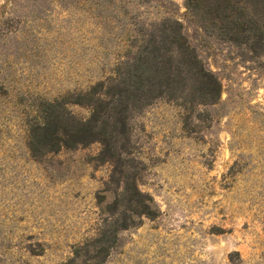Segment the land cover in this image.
Instances as JSON below:
<instances>
[{
  "label": "rangeland",
  "instance_id": "374dc122",
  "mask_svg": "<svg viewBox=\"0 0 264 264\" xmlns=\"http://www.w3.org/2000/svg\"><path fill=\"white\" fill-rule=\"evenodd\" d=\"M92 113L110 151L41 145ZM68 262L264 264V0H0V264Z\"/></svg>",
  "mask_w": 264,
  "mask_h": 264
},
{
  "label": "trees",
  "instance_id": "16d2710c",
  "mask_svg": "<svg viewBox=\"0 0 264 264\" xmlns=\"http://www.w3.org/2000/svg\"><path fill=\"white\" fill-rule=\"evenodd\" d=\"M181 55L183 59H186L185 56H189L188 61H184L181 59L180 63L182 65L184 64V65H187L188 67H193L194 65L198 64L197 58L193 54L191 55L190 53V55L188 54L186 55L185 52H183ZM157 64L154 66L155 68L153 70V75L155 76L157 81L154 85H151V86L156 88L157 93H158L157 96H159L163 93V88H165L166 85L173 86L176 82H178L181 76L179 74L180 73L179 71H177L176 73L167 74L166 72L167 64L165 63V61L162 60L158 62ZM142 67L143 66L138 65V64L133 65L134 81L132 80L130 83H128V85H126L127 87L125 89V92H127V96H125V99L135 98V94L141 91V86L143 83L142 79L145 76L144 71L142 72ZM191 74L193 75L194 82L198 86V90L203 99V102L211 106H218L220 109L223 108L225 106V103L221 100V93H220L221 86L219 85L217 80L213 77V75L209 72L204 71L201 68L196 73L191 72ZM151 91L152 90H149V93ZM121 103H124L123 100ZM72 104H75L78 106L84 105L87 107H91V109L93 105V104H86V102H84L83 100H81L80 102L72 103ZM92 114H91V119H89V121L82 123V127H80L79 129H75V130H68L66 126L62 128H59V127L57 128L50 122L45 124V126L40 128V130H42L41 137L44 140L43 144L41 145H49L50 147L59 149L62 147L69 148L75 145L83 146V145L91 144L94 142H98L101 145H103V147L107 151H110L111 137L107 134L108 132L107 122L104 121L102 125L100 126H96L93 123H90V122H94V117L96 116V114L94 113ZM117 119L115 120L117 121ZM120 122H122V125H123V118H122V121ZM32 145L33 144L30 145L31 149H32ZM67 264H74V262H68Z\"/></svg>",
  "mask_w": 264,
  "mask_h": 264
}]
</instances>
